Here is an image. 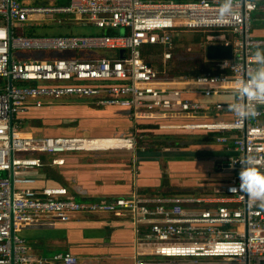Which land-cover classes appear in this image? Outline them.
<instances>
[{"label":"built area","instance_id":"obj_1","mask_svg":"<svg viewBox=\"0 0 264 264\" xmlns=\"http://www.w3.org/2000/svg\"><path fill=\"white\" fill-rule=\"evenodd\" d=\"M221 3L68 0L55 6H25L20 0H0V79L5 80L0 89V264H81L71 253L50 258L32 254L20 232L30 225L67 224L76 215L106 214H126L137 237L143 228L151 236L154 260L138 259L135 264H264V207L245 193L231 191L239 187L238 173L246 160L264 172V106L244 119L229 108L233 81L247 78L257 67L251 57L258 48L264 51V37H255L251 24L254 13L264 10V0H235L236 16L228 20L219 17ZM42 20L62 28L91 26L100 34L23 33L41 29ZM177 30L207 33L210 44L231 45L232 59L211 62L221 74L172 77L151 67L144 50L162 48L161 58L167 62ZM34 52L42 57L17 59L18 54ZM194 95L214 102L191 99ZM63 99H87L94 107L126 109L133 116L208 117L204 122L185 118L162 128L218 133L216 143L235 153L223 163L231 177L215 196L135 194L77 202L62 187L34 189L36 180L18 173L43 167L44 157L125 150L95 149L88 145L94 138L83 136L21 133L22 117L31 109ZM112 139L126 142V150L136 147L133 136Z\"/></svg>","mask_w":264,"mask_h":264},{"label":"crops","instance_id":"obj_2","mask_svg":"<svg viewBox=\"0 0 264 264\" xmlns=\"http://www.w3.org/2000/svg\"><path fill=\"white\" fill-rule=\"evenodd\" d=\"M73 28H63V32L59 35L73 34ZM252 31L255 37H264V29H252ZM96 34L100 32L97 30L92 35ZM190 98L204 103L214 102V99L204 101L195 95ZM59 107L63 108L61 110L64 113L67 109L71 118H91L84 119L80 123L84 126L81 128L84 134H75L87 138L127 137L129 130L135 129L139 122L167 121L173 122L174 125L182 120L187 121L185 118H188L180 119L159 113L133 116L129 110L119 111L116 108L100 110V113L95 109L97 107L94 108L90 103L79 106L67 101L59 104ZM44 108L50 109V107ZM127 111L131 117L119 114ZM79 112L85 117H77L80 116ZM188 119L198 122L209 121L208 117ZM101 129H111V132L109 135H93ZM161 129L181 131L171 128ZM182 132L185 131L180 133ZM33 133L35 135L38 133V136H64L50 128L35 130ZM216 144L201 145L191 151L189 148L180 149L192 153L185 156L180 155L183 151L180 152L179 148L139 146L133 150L44 157L43 167L26 170L18 175L34 178L36 180V184L32 186L34 189L65 188L77 202L110 201L116 198H129L135 194L144 197L215 196L222 191L231 177V173L223 168V163L230 158L229 155L235 156L233 151L223 149L222 145ZM54 160L62 163L53 164ZM190 177H193V180H188ZM145 229L143 228L141 236L137 237L126 214L76 215L67 224L42 223L25 226L20 236L25 240L32 254L38 257L50 258L58 253H71L80 260L81 264H135L138 259L154 260L151 256L152 238Z\"/></svg>","mask_w":264,"mask_h":264},{"label":"trees","instance_id":"obj_3","mask_svg":"<svg viewBox=\"0 0 264 264\" xmlns=\"http://www.w3.org/2000/svg\"><path fill=\"white\" fill-rule=\"evenodd\" d=\"M65 3L66 2L62 4H65ZM251 24H252L253 30L254 29H264V10H259L253 15ZM182 32H188V31L177 30L174 33L173 45L176 47L178 44H180L178 35ZM23 33L26 36H33V35L46 36L47 35L45 32L39 31L38 28H29L23 31ZM162 52H163V49L160 47L149 46L144 50V53H143L144 59L148 62V64L151 67L157 69L159 72H166L168 75L172 77H179L183 75L188 76V77H196L204 73L221 74V71L214 68L213 63L205 62L204 59H200V61L196 63L195 65H189L188 68L179 67V63L176 62L175 59L168 62L166 66L162 65L161 63L157 64L155 58L156 57L160 58ZM55 109H58V110H55ZM61 109L63 108L62 107H52L50 109L44 108V110L31 109L25 117H22L21 127L23 128L24 125L28 124L30 127H34L36 130H41L45 128V126H49L50 121H53L51 117H57L58 120L54 121V125H57V128H61L62 125L63 126L66 125L64 129L66 133L63 132L62 134L64 136H74L75 130L77 128L76 124L77 123L80 124L81 121L84 120L85 118L83 119L71 118L73 119L72 121L66 124H63V122L69 117H66L67 115L64 114V112ZM95 109L101 113L100 110H105L107 108H95ZM116 109H118L119 111L126 110V109H119V108H116ZM50 111L51 113L49 114ZM119 114L123 115L124 117H131V114L128 111L124 113H119ZM172 124L173 122H167V121L146 122V123L139 122L137 123L135 129L129 130L128 136L131 135L137 138L139 146L146 144L148 146H157L159 148L173 147V148H179V149H188L187 144H184L183 146L178 145V142L174 140L175 137H173L176 134L179 135L180 138L181 137L191 138L192 140H194L193 145H198V144L206 145V146L217 145L216 138L220 136L218 135V133L194 132V134L196 135L194 137H189L187 135H184L183 132L180 133L181 131L175 132L172 130H162L161 129L164 126H170ZM74 125H76V127ZM221 147L223 149H226L224 145H222Z\"/></svg>","mask_w":264,"mask_h":264},{"label":"rangeland","instance_id":"obj_4","mask_svg":"<svg viewBox=\"0 0 264 264\" xmlns=\"http://www.w3.org/2000/svg\"><path fill=\"white\" fill-rule=\"evenodd\" d=\"M20 1L25 6H45V5H49V6L54 5L55 6V5H62V3L67 2L68 0H20ZM45 19L46 18H44L43 20H45ZM43 20L40 22V28L41 29H38L39 31L45 32L48 36L59 35L61 32H63L62 31L63 28L61 26L50 24V23H48V21L43 22ZM46 26L50 27L51 29L48 30ZM72 32L74 35H77V36H89V35L95 34L97 32V30L94 27L76 26L72 29ZM209 36H210V34L201 33V32H182L178 35L180 44H178L177 47L174 46V49L172 51V58L170 60H168L167 62H164L161 58L162 57V55H161L160 58L156 57L155 60H156L157 64L161 63L162 65L166 66V64L168 62L175 59V61L179 63V67H182V68H188L189 65H195L196 63H198L200 61V59H204L205 62H208L205 59V47L207 44H210L209 40H208ZM55 56H58V55L55 54ZM41 57H42V55H40V53L34 52V53H27V54H18L17 59L20 61H26L29 59H37V58H41ZM4 84H5V80L0 79V89L4 86ZM70 100H74V101H70ZM66 101L69 103H73L75 105H79V106L91 103V100H87V99H67V100L63 99L60 101H55L54 104H56V105H52L49 107L50 108H52L53 106L59 107V104H62ZM55 110H58V109H55ZM64 111L66 112V113H64L67 115L66 117H69L66 119L67 121L65 120L63 122V124H66V123L72 121L73 119H71V114L67 113V111H68L67 109ZM50 113H51V111L49 112V114ZM79 115L80 116H77V117H85V116H83V114H81V112H79ZM51 118L53 121L58 120L57 117H51ZM85 119L89 120L91 118H85ZM93 119H92V121L95 120V119L94 120ZM53 121H50L49 126H45V128H50L51 130H56L59 133H63V132L66 133V131L64 130L66 125L65 126L62 125L61 128H57V125H54ZM76 125H77V128L75 130V134H84L83 130L81 129L84 126L82 124L80 125L79 123H77ZM76 125H74V126L76 127ZM35 130L36 129L34 127H30L28 124L24 125L23 128L21 127V133H24V134L35 135L33 133V131H35ZM110 132H111V129H104V130L101 129V130H98L96 132V134H93V135H99V136L100 135H109ZM38 133H39V131H38ZM183 133H184V135H187L189 137H194L196 135V134H194V132H183ZM74 136H76V135H74ZM173 137H175L174 140L176 142H178L179 146H183L184 144H187V148H189V151L193 150L195 147L201 146L200 144L193 145L194 140H192L191 138H184V137L180 138L179 135H177V134L174 135ZM101 138H109V137L106 136V137H101ZM135 140H136V147H139L137 138H135ZM140 146L147 147L148 145L145 144V145H140ZM149 147H151V146H149ZM168 148H170V147H168ZM179 151L180 152L183 151L180 155H184V156L189 155V154L192 155V153H188L189 152L188 150H180L179 149ZM159 152H161V151H159ZM161 153H163V151ZM225 156H227V154ZM233 156H234V154H231L228 157L231 158ZM188 180H193V177L188 178Z\"/></svg>","mask_w":264,"mask_h":264},{"label":"clouds","instance_id":"obj_5","mask_svg":"<svg viewBox=\"0 0 264 264\" xmlns=\"http://www.w3.org/2000/svg\"><path fill=\"white\" fill-rule=\"evenodd\" d=\"M218 11L221 20L234 19L235 0H222ZM251 59L257 67L247 74V78L233 81L234 100L229 108L238 119L253 117L256 115L257 106H264V51L258 48ZM238 177L239 187L232 188L231 191L245 193L251 200L258 201L260 206L264 207V172L248 159L241 164Z\"/></svg>","mask_w":264,"mask_h":264},{"label":"water","instance_id":"obj_6","mask_svg":"<svg viewBox=\"0 0 264 264\" xmlns=\"http://www.w3.org/2000/svg\"><path fill=\"white\" fill-rule=\"evenodd\" d=\"M205 59L208 62L230 60L232 59V47L231 45H224L220 43H212L205 47ZM11 81H9V87Z\"/></svg>","mask_w":264,"mask_h":264},{"label":"bare ground","instance_id":"obj_7","mask_svg":"<svg viewBox=\"0 0 264 264\" xmlns=\"http://www.w3.org/2000/svg\"><path fill=\"white\" fill-rule=\"evenodd\" d=\"M89 146L94 147L95 149L104 150V149H128L129 145L122 140H115L112 138H94L93 141H90Z\"/></svg>","mask_w":264,"mask_h":264}]
</instances>
